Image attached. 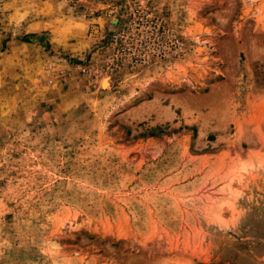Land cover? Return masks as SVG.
Here are the masks:
<instances>
[{
	"label": "rangeland",
	"instance_id": "obj_1",
	"mask_svg": "<svg viewBox=\"0 0 264 264\" xmlns=\"http://www.w3.org/2000/svg\"><path fill=\"white\" fill-rule=\"evenodd\" d=\"M0 264H264V0H0Z\"/></svg>",
	"mask_w": 264,
	"mask_h": 264
},
{
	"label": "built area",
	"instance_id": "obj_2",
	"mask_svg": "<svg viewBox=\"0 0 264 264\" xmlns=\"http://www.w3.org/2000/svg\"><path fill=\"white\" fill-rule=\"evenodd\" d=\"M122 37L121 34L111 35L107 46L108 50H111L110 55L107 56L108 63H121L123 56H127L130 61L135 63H146V56L140 54L137 44L131 40L128 42L122 41ZM158 38L161 39V36H158Z\"/></svg>",
	"mask_w": 264,
	"mask_h": 264
},
{
	"label": "bare ground",
	"instance_id": "obj_3",
	"mask_svg": "<svg viewBox=\"0 0 264 264\" xmlns=\"http://www.w3.org/2000/svg\"><path fill=\"white\" fill-rule=\"evenodd\" d=\"M102 88L106 89L108 88L109 84H108V79H104L103 82H102Z\"/></svg>",
	"mask_w": 264,
	"mask_h": 264
}]
</instances>
